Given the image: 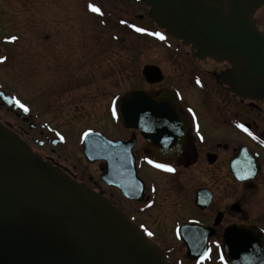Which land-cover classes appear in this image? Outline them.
I'll list each match as a JSON object with an SVG mask.
<instances>
[{"label": "flooded vegetation", "instance_id": "obj_1", "mask_svg": "<svg viewBox=\"0 0 264 264\" xmlns=\"http://www.w3.org/2000/svg\"><path fill=\"white\" fill-rule=\"evenodd\" d=\"M68 1L0 0V57L7 58L0 62V124L121 210L168 264H227L228 239L237 242L234 253L247 245L255 255V240L264 248V48L249 62L254 69L238 67L168 34L143 0ZM38 9L44 25H36ZM251 21L264 37V4ZM10 25L20 30L6 31ZM138 40L146 46L140 55ZM117 48L125 61L140 56L137 87L126 62L116 63ZM6 82L28 93L59 82L54 119ZM121 83L127 89L114 91ZM133 93L165 97L173 108H145L140 128L124 125L116 105Z\"/></svg>", "mask_w": 264, "mask_h": 264}, {"label": "water", "instance_id": "obj_2", "mask_svg": "<svg viewBox=\"0 0 264 264\" xmlns=\"http://www.w3.org/2000/svg\"><path fill=\"white\" fill-rule=\"evenodd\" d=\"M158 25L193 44L198 54L254 69L264 37L251 17L264 0H143ZM220 3V6L217 3ZM260 81V77L255 78ZM253 81L251 75V82ZM252 93L253 86H243ZM165 97L133 93L117 103L124 125L146 112L173 108ZM152 108V109H151ZM86 154L92 148L86 144ZM238 230L228 234H237ZM227 240V264H264L261 240L250 246ZM256 243L258 245H256ZM250 250V251H249ZM234 253V254H232ZM0 264H168L155 244L121 210L35 154L0 124Z\"/></svg>", "mask_w": 264, "mask_h": 264}, {"label": "rangeland", "instance_id": "obj_3", "mask_svg": "<svg viewBox=\"0 0 264 264\" xmlns=\"http://www.w3.org/2000/svg\"><path fill=\"white\" fill-rule=\"evenodd\" d=\"M70 3L76 2L75 0H69ZM68 1V2H69ZM107 0H105L106 2ZM8 2L10 3L11 0H8ZM114 1L109 0L108 4H113ZM120 7H123L122 5H120ZM43 9H38L36 10V14L40 15V16H35L36 18V25H44V20H45V13L42 11ZM83 24L87 25L90 24V22L88 21V19L86 18L85 14L83 13ZM6 31L13 33L16 31H19V27L17 25H10V26H6L5 27ZM101 34V33H100ZM140 40H138L135 43V48H137V53L139 54V51L141 53L144 52L146 46L141 44V42H139ZM139 50V51H138ZM140 55V54H139ZM131 57V56H130ZM125 55L123 53L122 50L120 49H116V54H115V61L116 63L122 67V62H126L127 65V70L130 72V77H131V88L133 87H137L136 84L138 82L137 78L138 77V71L140 69V67H142L140 63V56L139 58H131L128 60L126 59V61L124 60ZM128 61V62H127ZM6 86L9 89H12L13 91H15L16 93H18V95L25 101L27 102L34 110L38 111L39 113H41V115L46 118V119H54V115L51 114L52 108H55L57 106L56 102L53 99V96L55 95L56 92H59V90L61 89V84L59 82H52L50 84H48L45 88L43 87L40 90H34L31 92H27L25 91L20 85H18L17 83H7L6 82ZM127 89L126 85H123L122 83L117 85L115 87L114 91H120V90H124ZM83 126V124L79 125V127ZM69 132H67L69 135L70 134H74L72 131L68 130Z\"/></svg>", "mask_w": 264, "mask_h": 264}, {"label": "snow or ice", "instance_id": "obj_4", "mask_svg": "<svg viewBox=\"0 0 264 264\" xmlns=\"http://www.w3.org/2000/svg\"><path fill=\"white\" fill-rule=\"evenodd\" d=\"M90 7H91V9H92L94 12H100V11H101V9H100L99 7H97L96 5H94V4L90 5ZM133 27H135V25H133ZM137 31L143 32V31H145V30L142 29V28H137ZM154 35L161 36V38H163V36H162L160 33H155ZM10 39H11V40H15V39H17V38H16V37H10ZM6 59H7L6 57H0V62L4 61V60H6ZM16 103H18V104L20 105V107L23 108L25 111H28L27 106L24 105V104H22V103H20L19 100H17ZM189 111L191 112L192 109H189ZM113 112L115 113V108H113ZM240 127H241V128H244L245 131H248V129L245 128L244 125H240ZM84 135H85V137H87L88 133L86 132V133H84ZM200 138L203 139V136H201ZM61 139H63V137H61ZM149 162H150V163H155L154 161H149ZM155 166L158 167V168L164 169V170H166V171H169V172H174V171H175L174 168H172L171 166L166 165V164H158V163H157ZM148 235L151 236V235H153V233L148 232ZM206 258H208V252H205L204 255L201 256V260L203 261V260H205ZM221 259H223V256H221Z\"/></svg>", "mask_w": 264, "mask_h": 264}]
</instances>
